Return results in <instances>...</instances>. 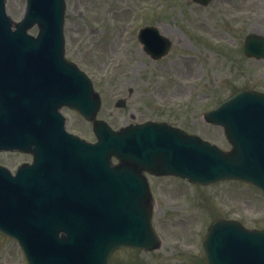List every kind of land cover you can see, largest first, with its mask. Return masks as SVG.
Listing matches in <instances>:
<instances>
[{
	"label": "rangeland",
	"instance_id": "1",
	"mask_svg": "<svg viewBox=\"0 0 264 264\" xmlns=\"http://www.w3.org/2000/svg\"><path fill=\"white\" fill-rule=\"evenodd\" d=\"M25 3L7 0L8 13L18 20ZM149 23L161 26L174 42L160 60L150 59L136 38L138 28ZM65 25L66 55L92 77L103 99L100 116L113 126L128 123L132 108L139 119L167 120L229 149L223 129L205 122L201 113L233 90L264 91V58L243 54L250 32L264 35V0H213L207 5L194 0H67ZM125 96L126 108H116ZM66 111L71 130L94 138L86 120ZM25 159L29 156L0 154L10 165ZM148 177L155 197L154 225L163 244L152 253L118 250L114 264L134 259L139 264H205L203 236L215 216L234 217L248 227L264 225V192L250 184L219 183L191 196L198 190L190 184L186 193L182 187L187 180ZM3 238L0 264H26L17 243Z\"/></svg>",
	"mask_w": 264,
	"mask_h": 264
},
{
	"label": "water",
	"instance_id": "2",
	"mask_svg": "<svg viewBox=\"0 0 264 264\" xmlns=\"http://www.w3.org/2000/svg\"><path fill=\"white\" fill-rule=\"evenodd\" d=\"M53 1L57 5V0H28L29 9L24 22H28L25 23L26 26L33 21L40 24L41 33L38 38H23L20 43L15 42L13 38L21 39V35H13V31L9 27V21L4 22V15L3 17L0 16V61H8L5 58L12 55L17 56L20 54L18 52L22 50L23 53L35 54L36 58L39 59L38 65L48 56H51V60L47 64H56L60 55V44H62L61 18L63 14L62 12L58 14L57 8L52 14ZM200 1L208 2V0ZM58 5L60 7V1H58ZM0 13L3 14L2 5H0ZM253 45L255 49L262 46L258 41L252 42V36H249L245 45L246 51L251 54L256 53L249 51L254 48ZM169 46L170 41L160 48L158 56L165 54ZM14 47L20 49L15 51L13 50ZM42 69L44 70L45 67L43 66ZM81 89L86 92V88L82 84ZM40 91L39 88H35L33 91L35 92L34 96H38ZM83 95L80 91L79 96L83 98ZM12 102L0 96V119H2L0 122L2 126H6L5 117L12 114L14 117L16 110L22 111L24 109V107L18 109L19 101L15 105ZM223 109L224 113L221 115L223 116L226 133L234 145V151L230 155H223L219 150L207 143L200 142L196 138L187 139L188 142L196 144L192 145V150L172 145L166 141L165 137L159 136L164 134L162 131L154 129L143 134L150 133V143L148 144H144L143 135L139 133L135 135L139 137L132 146L133 152L131 154L138 156L142 150L147 151L144 152V162L148 163L149 155L159 151L158 157L161 161L162 172L186 175L197 181L238 176L264 184V95L248 91L240 92L224 103L221 106V111ZM3 128H0V135L3 134ZM176 138L178 137L176 136ZM0 139H2V136H0ZM43 140L49 141L50 138L43 136ZM145 146L149 147L144 149ZM202 155L208 157V163L204 161ZM214 156L220 159L221 166L212 160L215 158ZM122 168L124 170L128 169L134 173V176L131 173L114 174V196H111V184H108L107 187H99L107 190L102 196H84L89 200L90 206L94 210L95 216L92 217L91 221L94 222L96 217H100L97 219L100 222V228L112 232H101L100 234L103 236L100 239H98L100 236L95 238V235H92V245L88 240L87 244L83 245L79 237L82 230L80 226L67 224L68 228H66L59 223H48L50 231L56 233L50 238L53 241L57 238V243L60 244L65 253L62 256L58 254L48 255V253L44 255L37 249V245L32 240L28 229L24 231L16 230L14 234L21 240L22 244L29 243L35 252L27 245L33 260L31 264H107L108 254L115 245L125 242L140 244L144 240V235L150 229L149 215L146 208L147 187L143 182L144 189L142 190L141 178H138L137 170L127 167L126 164ZM96 188L94 189L96 190ZM9 190L7 185L2 187L4 192ZM91 193L93 195L92 190ZM3 211L5 212V210ZM10 212L11 208L6 210V213L0 211V216L11 219ZM60 230L65 232L62 237L58 235ZM103 237H107L108 240L103 241ZM260 242L264 243V234L256 236L242 234L237 236L236 242L229 247V261L222 259L218 262L220 264H245L246 262L249 264H264V244L263 247H260ZM246 245L254 247L256 251L247 250ZM82 248L86 253L82 251ZM239 251L244 252L242 257L235 255ZM247 252H250V254Z\"/></svg>",
	"mask_w": 264,
	"mask_h": 264
},
{
	"label": "bare ground",
	"instance_id": "3",
	"mask_svg": "<svg viewBox=\"0 0 264 264\" xmlns=\"http://www.w3.org/2000/svg\"><path fill=\"white\" fill-rule=\"evenodd\" d=\"M65 68V67H64ZM62 197H65V196H62ZM33 209V208H32ZM108 238L107 237H103V241H107Z\"/></svg>",
	"mask_w": 264,
	"mask_h": 264
}]
</instances>
